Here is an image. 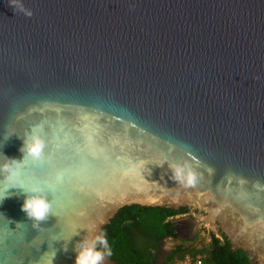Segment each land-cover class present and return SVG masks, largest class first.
I'll return each mask as SVG.
<instances>
[{
	"label": "water",
	"instance_id": "95a60500",
	"mask_svg": "<svg viewBox=\"0 0 264 264\" xmlns=\"http://www.w3.org/2000/svg\"><path fill=\"white\" fill-rule=\"evenodd\" d=\"M34 131L19 180L52 215L8 189L0 264H76L101 234L104 264H162L198 223L213 264H264V0H0V194Z\"/></svg>",
	"mask_w": 264,
	"mask_h": 264
},
{
	"label": "clouds",
	"instance_id": "9594fccd",
	"mask_svg": "<svg viewBox=\"0 0 264 264\" xmlns=\"http://www.w3.org/2000/svg\"><path fill=\"white\" fill-rule=\"evenodd\" d=\"M14 12L17 8L27 17H31L33 12L31 9L25 7L22 2L12 3ZM259 79V77H257ZM45 144L38 132L34 131L30 141H25L20 151L23 154V159L17 160L15 158H7L10 163L3 165L2 171L7 175L4 176L7 187L3 194H0V203L9 195L8 189L18 188L25 195L22 211L27 214L30 220L37 222L34 227H39V223L49 219L52 215V204L44 189L38 185L25 186L19 180L20 169L17 165H21L24 160L25 151L28 156L35 159H40L44 150ZM22 223V222H21ZM19 224V223H17ZM67 251V248H64ZM77 253L76 264H104L105 260L112 255V250L109 246L105 235L101 234L94 240H83L74 249ZM56 255L53 253L52 262ZM51 262V264H52Z\"/></svg>",
	"mask_w": 264,
	"mask_h": 264
},
{
	"label": "flooded vegetation",
	"instance_id": "af4514ba",
	"mask_svg": "<svg viewBox=\"0 0 264 264\" xmlns=\"http://www.w3.org/2000/svg\"><path fill=\"white\" fill-rule=\"evenodd\" d=\"M193 213H181V214H175L172 217L169 218V222L172 221H179L185 218H191L193 217ZM195 231H198L195 235H193L189 239H179L173 236L166 235L162 238V248L168 249L172 248V252L168 256V258L162 263V264H170L173 260V257L175 253L178 250V246H181L182 248H193L195 250H202L207 245L211 238H220L215 233L211 232L210 230H207L206 228H200L198 230L195 229ZM207 234L208 238L205 240L204 244H201L200 240L202 239L203 235ZM170 241V243H169Z\"/></svg>",
	"mask_w": 264,
	"mask_h": 264
},
{
	"label": "trees",
	"instance_id": "16d2710c",
	"mask_svg": "<svg viewBox=\"0 0 264 264\" xmlns=\"http://www.w3.org/2000/svg\"><path fill=\"white\" fill-rule=\"evenodd\" d=\"M173 215L166 216L162 222L161 225H166L169 224V218L172 217ZM204 244V243H203ZM205 247L202 250H195L193 248H182L181 246H178V250L175 253L173 260L171 261L170 264H173L176 259H179L183 257L186 254L190 255H202L204 257L203 259V264H213V261L210 257L212 253L220 249L221 247L224 246V243L221 238H211L210 242L207 245H204Z\"/></svg>",
	"mask_w": 264,
	"mask_h": 264
},
{
	"label": "built area",
	"instance_id": "2783aa9c",
	"mask_svg": "<svg viewBox=\"0 0 264 264\" xmlns=\"http://www.w3.org/2000/svg\"><path fill=\"white\" fill-rule=\"evenodd\" d=\"M204 257L200 254L190 255L186 254L183 257L176 259L173 264H203Z\"/></svg>",
	"mask_w": 264,
	"mask_h": 264
},
{
	"label": "rangeland",
	"instance_id": "374dc122",
	"mask_svg": "<svg viewBox=\"0 0 264 264\" xmlns=\"http://www.w3.org/2000/svg\"><path fill=\"white\" fill-rule=\"evenodd\" d=\"M200 228H206L207 230H210L211 232L215 233L216 235H218L214 230L212 231V228L207 224V223H198L195 227L196 230H198ZM208 238L207 234H204L202 239L200 240L201 244H203L205 242V240ZM170 243V241H169Z\"/></svg>",
	"mask_w": 264,
	"mask_h": 264
},
{
	"label": "snow or ice",
	"instance_id": "6c2138e0",
	"mask_svg": "<svg viewBox=\"0 0 264 264\" xmlns=\"http://www.w3.org/2000/svg\"><path fill=\"white\" fill-rule=\"evenodd\" d=\"M21 184H23V183H21Z\"/></svg>",
	"mask_w": 264,
	"mask_h": 264
}]
</instances>
